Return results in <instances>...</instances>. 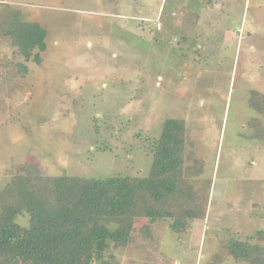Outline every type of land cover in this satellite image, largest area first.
Returning <instances> with one entry per match:
<instances>
[{
	"label": "rangeland",
	"instance_id": "1",
	"mask_svg": "<svg viewBox=\"0 0 264 264\" xmlns=\"http://www.w3.org/2000/svg\"><path fill=\"white\" fill-rule=\"evenodd\" d=\"M16 15L46 31L38 62L7 32ZM254 92L264 94V0H0V188L15 174L145 175L163 121L180 118L183 153L203 164L187 178L203 216L180 231L135 218L104 264H249L226 245L264 257Z\"/></svg>",
	"mask_w": 264,
	"mask_h": 264
},
{
	"label": "trees",
	"instance_id": "2",
	"mask_svg": "<svg viewBox=\"0 0 264 264\" xmlns=\"http://www.w3.org/2000/svg\"><path fill=\"white\" fill-rule=\"evenodd\" d=\"M10 23L7 32L13 43L24 57L38 62L46 31L17 15ZM248 103L264 114V94L252 93ZM250 124L255 125L254 135L264 140V127L255 120ZM186 133L180 118L163 121L152 140L145 175H13L0 188V264H104L110 245L131 241L135 218H169L171 230L180 231L188 218L202 217L205 195L194 191L187 178L201 172L203 164L193 153H183ZM187 159L192 161L189 166ZM18 215L26 223L18 221ZM226 246L237 260L264 264V257H252L255 247L246 241L231 240Z\"/></svg>",
	"mask_w": 264,
	"mask_h": 264
},
{
	"label": "crops",
	"instance_id": "3",
	"mask_svg": "<svg viewBox=\"0 0 264 264\" xmlns=\"http://www.w3.org/2000/svg\"><path fill=\"white\" fill-rule=\"evenodd\" d=\"M250 122H251V120L250 121H248V123H249V125H251L250 124ZM260 125H262L261 123H260ZM252 126V125H251ZM263 126V125H262ZM252 137H255V138H257L255 135H253ZM264 141V140H263Z\"/></svg>",
	"mask_w": 264,
	"mask_h": 264
}]
</instances>
